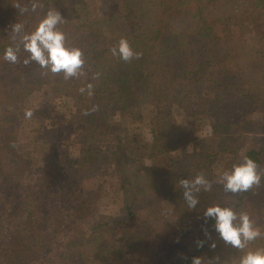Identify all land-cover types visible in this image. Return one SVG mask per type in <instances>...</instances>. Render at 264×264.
<instances>
[{
  "label": "trees",
  "instance_id": "obj_1",
  "mask_svg": "<svg viewBox=\"0 0 264 264\" xmlns=\"http://www.w3.org/2000/svg\"><path fill=\"white\" fill-rule=\"evenodd\" d=\"M50 8L83 77L23 63L12 25L31 32ZM121 37L142 55L114 56ZM34 93L57 115L27 106ZM263 121L264 0H0V264H236L203 210L246 211L264 233V142L245 137ZM186 125L205 136L187 144ZM244 157L259 184L213 182ZM198 174L213 187L189 209L178 182Z\"/></svg>",
  "mask_w": 264,
  "mask_h": 264
},
{
  "label": "clouds",
  "instance_id": "obj_2",
  "mask_svg": "<svg viewBox=\"0 0 264 264\" xmlns=\"http://www.w3.org/2000/svg\"><path fill=\"white\" fill-rule=\"evenodd\" d=\"M19 8V6H17ZM39 4L33 2L32 11H36ZM20 11H27L21 9ZM64 21L62 13L50 8L37 26L31 31L26 32L24 25L20 22L12 25V39H19L23 50L29 55L23 60L24 64L36 62L41 68L47 71L59 74L63 73L64 79L79 78L85 76L84 52L83 49L76 46H69L67 36L59 27ZM112 54L118 55L123 61H130L138 58L142 53L135 51L128 39L121 37L118 44L112 48ZM19 46L9 45L4 49L3 59L10 63H17ZM92 84L87 88H80V92L87 91L91 96ZM33 112L31 109L25 111V117L31 118ZM261 175L258 171L257 162L251 157H244L241 161L234 163L230 169L224 170L216 180V183L222 184L224 190L229 193L247 192L253 185L261 182ZM179 187L183 190L182 196L189 209H196L199 204L198 193L203 190L211 191L213 182L209 181L203 174H198L192 179L182 178L179 180ZM205 223L213 221L212 227L218 234V238L225 244L233 248L244 250L249 242L257 241L264 236L259 227L254 225L253 219L248 212L237 214L235 209L227 204H213L203 210ZM205 236L210 239V233L205 229ZM198 246L202 242L198 241ZM211 248L216 247V241L212 240ZM191 264H202V258L195 256ZM236 264H264V247H256L244 251Z\"/></svg>",
  "mask_w": 264,
  "mask_h": 264
},
{
  "label": "rangeland",
  "instance_id": "obj_3",
  "mask_svg": "<svg viewBox=\"0 0 264 264\" xmlns=\"http://www.w3.org/2000/svg\"><path fill=\"white\" fill-rule=\"evenodd\" d=\"M45 104H46L45 99L40 97L37 93L29 95V97L27 98V101H26V105L29 106L30 108H34V109L39 108L42 112L41 115L43 117H45L46 115L49 117L52 116L53 114L57 115V114H55L57 112V110L55 108H53L52 105H45ZM54 110L56 111L55 113H54ZM254 115L255 114L249 115V117L252 118ZM53 118H56V117L54 116ZM206 130H207V128L204 131H202L196 125L195 126L186 125L185 126V132H186L187 144L192 140L193 136H195V135L199 136L198 134H200L201 136H205ZM250 134L251 135H249V137L245 136L246 139L248 140V143H250V140L252 141L255 138L264 142V121H263L261 129L256 130L252 127L250 129ZM253 135H256V136H253ZM218 177H219V174H218V172H216L214 175V178H213V182H216ZM253 222H254L255 226L260 225V223L257 224L256 221H253ZM257 227H259V226H257ZM261 244L264 245V242L263 243L261 242ZM261 244H260V247H261ZM253 245L254 244L252 242H249V244L246 246L245 250L252 249V248L254 249L255 247H253ZM240 255H241L240 249L233 248L231 245L227 246L226 255H225V257L227 259H229L230 261L238 260Z\"/></svg>",
  "mask_w": 264,
  "mask_h": 264
}]
</instances>
